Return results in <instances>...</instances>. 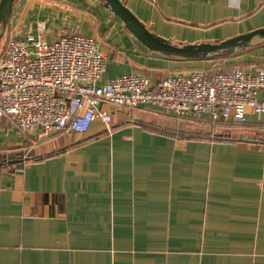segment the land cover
<instances>
[{
    "label": "crops",
    "instance_id": "1",
    "mask_svg": "<svg viewBox=\"0 0 264 264\" xmlns=\"http://www.w3.org/2000/svg\"><path fill=\"white\" fill-rule=\"evenodd\" d=\"M121 1L176 44L264 29L263 0ZM40 22L47 42L74 32L98 41L102 83L132 73L156 83L211 71L217 59L148 49L102 0H15L8 38L37 36ZM224 57L232 70L264 68V42ZM103 108L111 132L96 119L83 134L37 131L23 140L3 122L0 264H264L263 143L193 136L190 122H210L152 103ZM248 117L247 126L264 123ZM21 151L18 169L21 159L8 156Z\"/></svg>",
    "mask_w": 264,
    "mask_h": 264
},
{
    "label": "built area",
    "instance_id": "2",
    "mask_svg": "<svg viewBox=\"0 0 264 264\" xmlns=\"http://www.w3.org/2000/svg\"><path fill=\"white\" fill-rule=\"evenodd\" d=\"M45 29L40 22L37 36H10L0 54V134L5 121L26 137L83 134L96 119L111 132L112 114L104 105L133 110L152 103L177 118L214 125H246L251 114L264 120V68L191 71L156 83L132 73L102 83L107 58L98 41L74 32L47 42Z\"/></svg>",
    "mask_w": 264,
    "mask_h": 264
},
{
    "label": "water",
    "instance_id": "3",
    "mask_svg": "<svg viewBox=\"0 0 264 264\" xmlns=\"http://www.w3.org/2000/svg\"><path fill=\"white\" fill-rule=\"evenodd\" d=\"M111 10L112 14L119 16L126 26L133 32L134 36L139 39L148 49L158 52L162 55H167L179 59H215L218 57L232 56L239 52L252 49L255 45L264 42V29H257L248 34L238 35L235 38L217 43L203 42L200 44L189 43H174L170 40H165L151 31L142 21H140L132 11L121 0H102ZM15 0L0 1V54L4 49L7 38L10 19L13 11ZM242 140V137H240ZM248 142H257L264 144V138H248ZM16 156H23V160L16 161V168L24 167L23 151L10 154V159H15ZM33 156L29 155V159Z\"/></svg>",
    "mask_w": 264,
    "mask_h": 264
},
{
    "label": "rangeland",
    "instance_id": "4",
    "mask_svg": "<svg viewBox=\"0 0 264 264\" xmlns=\"http://www.w3.org/2000/svg\"><path fill=\"white\" fill-rule=\"evenodd\" d=\"M46 30V29H45ZM3 51V50H2ZM233 67H227L225 64L224 60H218L215 62V67L211 71H218L219 70H230ZM205 71L204 69L199 70ZM188 125H191L192 134L193 136H206L210 138H228L231 137L233 139L240 138L242 136V140H247L248 138H254L256 136L257 138L263 137L264 138V123L260 126H247V125H242L240 123H232V122H227V123H219L217 125L210 124L207 122H190ZM20 134V132H18ZM26 136H24L21 133V139L25 140ZM2 152V146L0 145V153ZM34 154L33 152H30Z\"/></svg>",
    "mask_w": 264,
    "mask_h": 264
},
{
    "label": "trees",
    "instance_id": "5",
    "mask_svg": "<svg viewBox=\"0 0 264 264\" xmlns=\"http://www.w3.org/2000/svg\"><path fill=\"white\" fill-rule=\"evenodd\" d=\"M224 58H226V57H218L217 59H215V62H217L218 60H223ZM231 71H232V69H230V70H219L218 69V71H208V73L210 75H215V74H218V72H231Z\"/></svg>",
    "mask_w": 264,
    "mask_h": 264
},
{
    "label": "flooded vegetation",
    "instance_id": "6",
    "mask_svg": "<svg viewBox=\"0 0 264 264\" xmlns=\"http://www.w3.org/2000/svg\"><path fill=\"white\" fill-rule=\"evenodd\" d=\"M23 156H16V159H22Z\"/></svg>",
    "mask_w": 264,
    "mask_h": 264
}]
</instances>
